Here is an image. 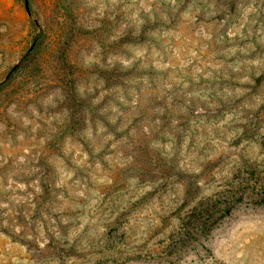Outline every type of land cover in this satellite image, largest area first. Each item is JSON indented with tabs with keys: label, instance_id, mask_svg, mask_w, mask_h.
<instances>
[{
	"label": "rangeland",
	"instance_id": "374dc122",
	"mask_svg": "<svg viewBox=\"0 0 264 264\" xmlns=\"http://www.w3.org/2000/svg\"><path fill=\"white\" fill-rule=\"evenodd\" d=\"M0 264H264V0H0Z\"/></svg>",
	"mask_w": 264,
	"mask_h": 264
}]
</instances>
